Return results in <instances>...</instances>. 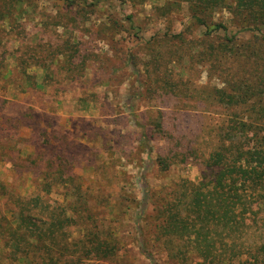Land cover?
I'll return each instance as SVG.
<instances>
[{
    "label": "rangeland",
    "instance_id": "obj_1",
    "mask_svg": "<svg viewBox=\"0 0 264 264\" xmlns=\"http://www.w3.org/2000/svg\"><path fill=\"white\" fill-rule=\"evenodd\" d=\"M231 3L226 0L228 6ZM206 15L208 24L224 25L226 31L205 35L206 29L192 20L184 0H0V67L11 70L9 77L0 80V182L15 193L36 194L24 167L14 165L28 162L16 150L24 155L37 147L36 154H40L47 140L57 147L70 144L67 158L72 171L81 177L87 202L94 206L102 229L117 234L121 247L113 262L83 259L85 264H153L152 259L156 264H178L153 239L156 202L165 196L163 189L177 181L199 180L202 160L211 149L209 139L199 136V129L216 124L227 112L207 107L197 101L195 92L184 91L187 87L224 86L213 68L216 65L201 60L191 66L186 59L178 60L177 53L190 46L191 52L210 56L226 45L231 48V62L232 56L248 50L264 65V27L240 30L242 26L229 8ZM73 51L77 54L68 62L64 53ZM68 67H75L78 73L68 72ZM21 68H27V74L35 73L38 83L43 81L41 90L21 92ZM41 68L50 69L51 77L44 79ZM254 74L241 92L251 104L248 112L241 111L242 120L251 123L256 118L264 132V74H257L259 78ZM237 111L232 107L228 117L237 116ZM168 112L174 113L171 118L178 123L174 127L181 129V139L190 140L195 150L182 153L162 170L157 156L166 155L172 128L167 118L162 133L153 128ZM194 116H198L195 123L193 119L187 123ZM22 122L33 128L23 124L10 131V126ZM192 128L197 129L196 134ZM143 134L153 137L147 142ZM172 146L179 150L176 143ZM142 185L150 192L146 205ZM65 192L54 183L48 197L62 204ZM5 203L0 201V210L9 218L10 206ZM73 232L71 239L78 237Z\"/></svg>",
    "mask_w": 264,
    "mask_h": 264
},
{
    "label": "trees",
    "instance_id": "obj_2",
    "mask_svg": "<svg viewBox=\"0 0 264 264\" xmlns=\"http://www.w3.org/2000/svg\"><path fill=\"white\" fill-rule=\"evenodd\" d=\"M184 1L188 4L192 20L206 29L205 35L220 29L226 31L224 25L207 23V12L217 9L229 8L230 14L241 24L240 30L252 28L260 31L264 27V0H231L229 6L226 0ZM191 50L189 46L178 52V60L186 59L191 66L201 60L213 63L224 86L187 87L184 91L195 92L197 101L207 107H220L227 113L221 115L216 124L211 122L206 129H199V136L207 137V144L211 146L208 156L202 160L199 180L181 179L163 189L165 196L156 202L158 216L153 239L166 257L178 264H192L194 260V264H264V132L255 122L256 118L252 121L254 123L242 120L241 112H248L251 105L247 103L245 94H241L247 86V78L253 72L256 73L253 77L259 78L257 74H264V65L258 63V58L253 59L254 53L248 50L232 56L235 63L231 62V48L226 45L218 47L210 56ZM76 54L73 51L69 55L64 53V56H69L68 62H71ZM26 69L18 71L24 77L21 92L41 90L43 81L38 83L35 73L27 74ZM41 70L45 74L44 79L51 77L50 69ZM66 70L74 74L76 69L68 67ZM10 75L11 70L0 67V80ZM14 97L16 95L11 98ZM232 107L238 111L235 113L237 116L231 118L228 114ZM31 116L36 117L34 113ZM173 116L174 113L164 114L153 128L162 133L166 118L172 128L166 139V155L157 156L156 163L162 170H167L170 164L179 160L182 153L195 150L190 140L185 142L179 136L181 129L174 127L173 124L178 123L172 120ZM196 118L198 116L189 117L187 123L191 122L190 119L195 123ZM23 124L33 128L32 124L22 122L16 127L10 126V131H17ZM191 131L196 134L197 129L192 128ZM143 137L148 142L153 136L143 134ZM15 138L20 139L19 136ZM173 143L179 146L177 152ZM34 148L24 155L17 149L18 156L25 157L28 162L14 165L24 167L29 186L33 187V192L36 190V194L21 195L0 182V201L10 206L7 209L9 218L0 210V263L85 264L83 259L113 262L121 248L118 236L102 229L99 217L93 212L94 206L87 202L81 177L72 171L73 164L67 158L68 151L72 149L70 144L57 147L47 140L45 147L40 149L41 153L38 152L40 154H36L37 147ZM41 155L44 158L39 159ZM54 183L66 190L62 204L48 197ZM142 191L145 196L143 204L146 205L145 199L150 192L144 185ZM139 218L140 214L137 228L141 233ZM73 231L78 234L75 239H71ZM138 238H141L140 247L144 254L143 235ZM152 263L156 264V261L152 259Z\"/></svg>",
    "mask_w": 264,
    "mask_h": 264
}]
</instances>
